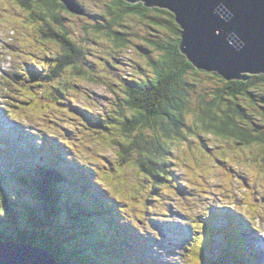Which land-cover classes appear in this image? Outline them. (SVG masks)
<instances>
[{
	"label": "trees",
	"instance_id": "1",
	"mask_svg": "<svg viewBox=\"0 0 264 264\" xmlns=\"http://www.w3.org/2000/svg\"><path fill=\"white\" fill-rule=\"evenodd\" d=\"M16 1L35 22L43 24L39 34L41 41L59 49L54 56L43 57L39 74V69L31 64L28 71L21 73V81H18L25 91V100L21 101L25 102L27 109L37 111L42 99L41 93L33 87H44V82H52L69 70L74 77H84L87 72L78 67L86 49L75 43L65 29V16L75 14L67 9L62 0ZM74 2L81 7L82 17L92 15L78 0ZM98 7L100 10L95 13L99 20L89 24L90 32L96 37L102 35L108 42L109 38L113 39L115 47L124 48L127 45V37L131 35L129 20L147 22L153 30L164 33L163 36L144 39L145 66L139 65L146 72L133 87L123 89V98L116 96L113 114H109L108 110L106 116L89 117L96 127L109 129L110 145L116 151V167L121 170L133 168L151 183L169 179L168 170L174 156L172 145L189 140L187 134L191 132L183 117L190 111V95L195 88L189 82V76L202 74L219 80V85L210 93L198 95L193 105L195 119L192 126L236 145L256 143L262 148L264 161V104H258L259 109H254L256 100L253 97L256 94H252V91L264 86V75L249 76L246 81H225L215 73L195 69L180 51L181 30L173 14L167 10L148 8L141 2L132 4L125 0H99ZM113 23L119 25V30H112ZM109 52L111 54L116 50ZM29 78L32 79L30 84L24 85ZM49 89H52L51 95L59 96L65 87L52 86ZM43 92H47L46 87ZM14 94L18 96L19 93L17 90L9 93L11 98L20 100ZM240 95L249 99L253 108L249 106L250 109L259 111L261 118L255 119L253 112L246 113V109L237 102ZM54 98V101L50 100L53 104L58 101V97ZM10 107L8 111L12 112L15 106ZM62 145L63 155L47 145L49 153L43 154V164L35 165L30 158L20 156V165L18 168L13 166L14 170L9 173L11 180L0 173V239L45 248L60 264H118L108 256L106 246L122 249L128 236H132V231L127 229L135 227L131 222L133 220L124 217L126 210L116 206L118 201L110 204V196L99 191L107 184L102 177L99 178L97 165L82 161L69 143L63 142ZM139 185L141 188L144 186L142 182ZM88 191L99 197L97 202ZM117 214L123 217L116 220L123 221L127 237L116 231L119 228L113 216ZM103 223L112 227L114 238H117L113 241L117 245L99 237ZM213 230L208 228L205 239L195 244L194 255L204 263L220 264L210 253L213 239L217 236ZM231 235L236 250L241 249L238 234ZM237 239L239 242H236ZM130 245L133 246V243Z\"/></svg>",
	"mask_w": 264,
	"mask_h": 264
},
{
	"label": "rangeland",
	"instance_id": "2",
	"mask_svg": "<svg viewBox=\"0 0 264 264\" xmlns=\"http://www.w3.org/2000/svg\"><path fill=\"white\" fill-rule=\"evenodd\" d=\"M78 2L92 15L86 17L76 14L66 15L63 24L73 41L86 49V55L82 59L80 67L87 73L82 78H76L69 70L58 80L47 84L48 87L59 86V84L67 87L68 90L64 92L65 98H60L63 96H58V94L51 95L50 90L44 93L42 88L36 87L39 93H43L42 101H40L42 105L37 107V111H33L26 108L27 105L24 101H16L15 103L19 106V108L16 107V121L19 123L10 119L7 122H10V126L15 128L24 124L32 129H42L49 135L72 137L77 144L76 149L87 158L86 160L98 164V173L102 176L108 189L110 188L107 179L109 180L111 177L117 179L122 188L121 197L116 196L118 192L112 188L114 195L112 193L111 195L124 204L123 209L129 215L132 214L134 221L141 220L139 225L144 230V235L142 239H137L135 248L143 247L145 255L144 253L141 256L135 254V263L141 261L146 264H186V241L197 231L198 228H194L192 225L197 223L199 216L207 214L209 207L206 204H208L210 208L214 207L216 213L220 215L227 210L229 213L236 214L235 217L238 216L239 222L230 227V232L239 233V235L241 233V237L245 239H249L251 236V244L259 245L263 255V257L257 258L256 264H264V240L259 237H264L262 148L260 145L253 144L250 146L236 145L234 142L207 135L192 126L195 119L193 105L197 101L198 95L210 93L219 85V80L205 74L198 77L189 76V82L194 84L195 88L190 95V111L183 117L186 127H189L191 132L187 134L189 140L172 145L176 178L174 181L177 190L165 186L163 189L157 190L158 193H148L149 186L154 183L144 179L135 169L125 168L119 171L111 169L112 166L116 167L114 163L115 149L111 148L105 135L94 132L86 122L79 121L78 114L74 113V109L90 107L96 111L106 107L110 100L119 93V87L125 83V76L140 80L142 74L146 72L143 68L140 69L139 65L145 66L144 39L163 36L164 33L161 30H153L147 22L129 20L127 23L130 24L131 35L127 37V45L124 48L115 47L113 39L109 38V43L102 35L96 37L90 32L92 29L89 24L99 20L95 13L96 10H100L99 0H78ZM102 21L105 22V20ZM10 26H16L17 30H13ZM113 27L112 30H119L118 24L113 23ZM157 27L160 26L157 25ZM21 32L28 35V44L21 37ZM10 48L15 56L10 54ZM111 49H115L116 52L110 54ZM58 51L57 46L39 40L27 11L23 10L16 0H0V110L8 101L15 105L14 100L5 97L6 89L10 87L8 80L13 83L11 74V78L5 79L8 76L7 72L20 71L25 66L24 62H31V54L39 57L34 64H41L40 58L46 53L50 56L52 53L54 56ZM101 57L106 58L102 63L100 62ZM123 61L125 63H121ZM132 70H135V78L128 75ZM24 84L30 83L25 82ZM18 92L19 98L24 100L25 97L22 95L25 91L23 88ZM252 94H256L253 97L256 100L253 108L259 109L258 104H264V86L252 91ZM54 97H58L59 100L56 104L50 102V100L54 101ZM237 102L246 109V113L253 112L255 119L260 117L259 111L250 109L251 104L246 96L240 95ZM198 113L197 110V115ZM83 125L87 127H83ZM71 129L72 131H70ZM17 151L20 149L15 146L7 147V154L10 156ZM31 155L34 156V159L40 156L34 151ZM2 165L3 163L0 161V166ZM236 178L241 181L239 182ZM141 182L144 184L145 191H141L139 194L136 189H141L139 185ZM157 194L159 197H153ZM148 197L150 198L146 203L150 206L144 210L143 200ZM205 198L207 202H204ZM250 198L253 207L246 206V200ZM199 202H201V206H199ZM167 207L171 213L165 216L163 210ZM188 210L189 212H187ZM145 212L151 213L147 215L144 227L142 217ZM179 216L185 218L190 224H181ZM254 216L257 217L252 220ZM248 218L251 219L250 223ZM241 220L246 223L244 224ZM251 226L256 229H251ZM114 235L115 233L105 234L107 237ZM131 235L133 237L135 233L132 231ZM225 244V238H219L213 251L216 254L223 253ZM193 258L202 262V259L196 255H193ZM229 259L230 257L227 256V260Z\"/></svg>",
	"mask_w": 264,
	"mask_h": 264
},
{
	"label": "water",
	"instance_id": "3",
	"mask_svg": "<svg viewBox=\"0 0 264 264\" xmlns=\"http://www.w3.org/2000/svg\"><path fill=\"white\" fill-rule=\"evenodd\" d=\"M67 9L82 15L73 0ZM171 12L181 30L180 51L197 70L223 79L264 74V0H125ZM0 264H60L48 250L0 240Z\"/></svg>",
	"mask_w": 264,
	"mask_h": 264
},
{
	"label": "bare ground",
	"instance_id": "4",
	"mask_svg": "<svg viewBox=\"0 0 264 264\" xmlns=\"http://www.w3.org/2000/svg\"><path fill=\"white\" fill-rule=\"evenodd\" d=\"M7 73L12 75V72H7ZM33 89L36 90V91L38 90L35 86L33 87ZM3 120H4V123H0V126H2V129L0 131L3 132L4 138H3L2 142H0V146L2 145L1 146L2 149L7 153V147L8 148L13 147V144L15 142V141H13L14 139H12L13 136H16L19 133H18V130L15 127L10 126V123L7 122L8 120L6 119V117H3ZM70 131H72V129ZM30 135H28L27 137L26 136L24 137V138H26V140H25L26 141V144H27V141L30 140ZM33 151L36 152V153H38V156L40 154H45L46 155V154L49 153V151L47 150V145L46 144L41 145V146H35ZM18 152L21 153L20 151H17V153ZM30 159L34 163H37V162L42 161L41 158H40V156L38 158H35L34 159V156L31 155ZM250 253L251 254L253 253L255 255V254L258 253V250L257 249H251Z\"/></svg>",
	"mask_w": 264,
	"mask_h": 264
}]
</instances>
